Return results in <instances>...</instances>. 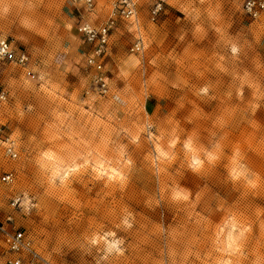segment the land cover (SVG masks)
I'll list each match as a JSON object with an SVG mask.
<instances>
[{"label":"rangeland","instance_id":"rangeland-1","mask_svg":"<svg viewBox=\"0 0 264 264\" xmlns=\"http://www.w3.org/2000/svg\"><path fill=\"white\" fill-rule=\"evenodd\" d=\"M244 1L136 0L104 94L71 0H0L30 57L0 63V226L33 264H264V28ZM96 2L101 23L116 0Z\"/></svg>","mask_w":264,"mask_h":264},{"label":"built area","instance_id":"built-area-1","mask_svg":"<svg viewBox=\"0 0 264 264\" xmlns=\"http://www.w3.org/2000/svg\"><path fill=\"white\" fill-rule=\"evenodd\" d=\"M71 4L75 9L83 11L78 15L77 31L87 48L86 65L95 70V83L102 93L107 94L109 85L105 76V67L111 52L112 38L118 30L120 22H128L136 18L137 2L136 0H116L101 23H97V20L94 21L92 18V16H96V0H71ZM160 7L154 11V16L161 11ZM243 12L251 21L264 28V0H245ZM139 49V44H135L132 51ZM29 61L30 57L25 51L17 50L9 39L0 38V63L18 64L25 67ZM8 102V92L0 89V109H3ZM6 152L12 158L17 157L13 141L9 142ZM10 179V175L3 178L4 181ZM0 233L4 235L7 251L11 255L5 264H33L40 258L33 248L32 242L23 232L11 233L0 226Z\"/></svg>","mask_w":264,"mask_h":264},{"label":"crops","instance_id":"crops-1","mask_svg":"<svg viewBox=\"0 0 264 264\" xmlns=\"http://www.w3.org/2000/svg\"><path fill=\"white\" fill-rule=\"evenodd\" d=\"M96 13H97V8H96Z\"/></svg>","mask_w":264,"mask_h":264}]
</instances>
